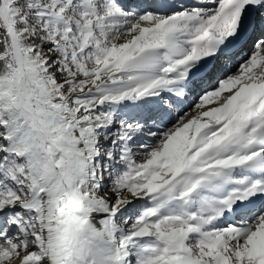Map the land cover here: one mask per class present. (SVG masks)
<instances>
[{
	"label": "snow or ice",
	"instance_id": "6c2138e0",
	"mask_svg": "<svg viewBox=\"0 0 264 264\" xmlns=\"http://www.w3.org/2000/svg\"><path fill=\"white\" fill-rule=\"evenodd\" d=\"M0 264H264V0H0Z\"/></svg>",
	"mask_w": 264,
	"mask_h": 264
}]
</instances>
